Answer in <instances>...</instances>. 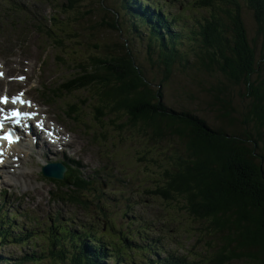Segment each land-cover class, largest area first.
<instances>
[{
  "label": "trees",
  "instance_id": "obj_1",
  "mask_svg": "<svg viewBox=\"0 0 264 264\" xmlns=\"http://www.w3.org/2000/svg\"><path fill=\"white\" fill-rule=\"evenodd\" d=\"M38 2L0 0V39L9 35L15 36L13 41H20L23 36L30 37L32 31L37 35L48 33L53 47L65 49L60 43L63 36L55 33L61 30L62 22L58 24L55 15L48 26L49 19H41ZM65 2L75 10L86 0ZM175 5L164 0H114L113 7L122 13V22L104 18V25L107 29H122L123 34L130 33L144 45L150 68L138 64L129 51L123 55L88 54L83 62L79 61L82 74L66 89L69 93L89 92L93 120L101 128L120 134L130 132L157 147L167 141L180 145L178 152L164 149L166 155L160 160L143 152L148 162L160 165L165 182L154 191L144 188V192L153 203H162L157 196L164 200L184 198L186 214L206 223L217 240L206 264H232L237 260L264 264V50L259 59L242 19L245 6L254 12L258 25L264 26V0H198L190 14L181 12L177 16L171 11ZM89 11L92 13L91 8L79 13L90 15ZM177 68L219 78L222 94L230 90L241 102L230 106L208 91L214 98L210 109L219 114L213 123L198 109L169 106L164 89ZM102 131L112 138L113 132ZM65 164L66 178L56 182L60 187L75 188L67 200L80 207L76 213L84 214L89 221L75 224L58 214L33 229L18 220L26 218L23 210L12 217L5 210L10 220L3 216L7 202L4 196L0 243L32 245L30 250L6 259V264H106V257L118 264H195L188 251L172 253L164 238L155 236L169 225L165 220H149L134 213V205L129 204L133 216L124 213L121 218L129 221L119 222L118 204L107 206L109 194L98 193L94 180L82 179L81 161L66 157ZM138 166L134 165L136 173ZM85 190L94 192L96 202L87 199ZM168 215L176 218L170 210ZM13 229L28 235H14ZM201 234L205 240L206 234Z\"/></svg>",
  "mask_w": 264,
  "mask_h": 264
},
{
  "label": "rangeland",
  "instance_id": "obj_2",
  "mask_svg": "<svg viewBox=\"0 0 264 264\" xmlns=\"http://www.w3.org/2000/svg\"><path fill=\"white\" fill-rule=\"evenodd\" d=\"M38 1L41 19L44 17L46 20L49 19L48 26L51 25L50 19L55 15L58 18V24L62 22L61 30H56L55 33L63 36L60 43L65 46V49L53 47V42L50 41L51 35L48 33L37 35L32 31L30 37L23 36L20 41H13L15 36L9 35L1 38L0 94L5 91L26 92L28 97L36 102L41 111V118L45 117L47 125L53 132L56 133L59 130L63 133L58 141L59 152L56 150L47 152V147L41 150L46 163L60 162L65 154L73 158L80 157L83 166L80 171L82 179L89 182L94 180V187L98 189V193L104 191L109 194L110 200L107 204L110 208L118 204L119 222L129 221L125 217L121 218V215L127 213L132 216L133 212L128 209V205L133 204L134 213L155 222L160 218L169 224L162 233L154 234L164 238L170 252L185 254L188 251L195 264H206L209 254L214 253L213 250L216 249L212 248L213 244L217 243L213 232L205 227L206 223L193 220L186 214L184 198L172 197L171 200H164L157 196L162 203H153L151 197L144 192V188H151L154 191L157 186L165 185V182L160 165L155 161L148 162L143 152H148V155L152 153L156 160H160L166 155L164 149L171 148L178 152L180 145L177 142L167 141L157 147L150 142L146 144V140L133 136L130 132L120 134L117 131L101 128L102 126L93 120L95 112L90 103L89 92L87 90H72V93L67 91L69 89L67 84L82 74V63L79 65V61L83 62L88 54L123 55L129 51L134 55L135 61L138 64H144L148 70L150 56L146 47L134 39L130 33L123 34L122 29H107L104 25V18L122 22V13L118 14L113 7L114 0H86L80 8L75 10H70L65 0ZM164 1L170 6L176 3L171 9L176 16L181 12L190 14L189 12L194 9L193 3L198 4V0H187L186 5L183 3L184 0ZM90 8L92 10V13L89 11L90 15L79 13L81 11L87 13ZM102 8H104L103 13ZM242 19L248 30L250 42L256 47L258 57L261 59L264 50V26L258 25L254 12L245 6L242 8ZM261 29L263 32H260ZM172 76L170 83L164 89L166 103L178 110L187 108L196 111L198 109L211 123L217 121L215 118L219 114L210 109L214 98L208 91H212L215 96H219L230 106L235 102H241L229 88V91L222 94L223 91L218 89V86L222 88L221 80L203 71L189 72V70L177 68ZM19 77L23 78L20 82L17 81ZM230 95L234 97L233 102ZM76 112L78 119L75 118ZM102 130L108 131L109 134L113 132L112 138L105 135ZM32 133L30 136L35 140L38 134L34 131ZM118 137L123 139L119 140ZM103 150L104 155L101 154ZM24 155L25 157L16 164L18 170L23 163L17 173H11L14 168L12 165L6 166L4 173L0 174V207L5 205L4 196L7 198L2 214H6V210L12 217L13 214L23 210L27 216L25 219L19 217L18 220L25 225H31L33 229H38L41 223L51 218L55 219L58 214H61L62 218L74 220L75 224L78 221H89L84 214L76 213L81 211L80 207L67 200L70 199L68 196L72 195L75 188L71 185L60 187L58 182L44 178L40 174L45 165L41 162L40 154L34 151L30 156ZM144 157L145 159L142 160ZM16 159L17 157L11 161ZM135 164L139 165L138 173L134 169ZM143 172H146L148 176ZM83 194L90 201L96 202L93 191L85 190ZM173 207L177 210L172 209ZM169 210L176 218L168 215ZM36 219L40 222L36 223ZM202 231L206 234L205 240L202 237ZM12 233L28 235L25 231L15 229ZM43 245L41 241V248L45 246ZM29 248H32V245L15 247L13 243L5 245L0 243L1 264H6V259L15 258L22 252L30 250ZM137 260L136 257L134 261L137 262ZM104 262L118 264L114 259L107 257ZM232 264L248 263L237 260Z\"/></svg>",
  "mask_w": 264,
  "mask_h": 264
},
{
  "label": "bare ground",
  "instance_id": "obj_3",
  "mask_svg": "<svg viewBox=\"0 0 264 264\" xmlns=\"http://www.w3.org/2000/svg\"><path fill=\"white\" fill-rule=\"evenodd\" d=\"M0 107H2V105L0 104ZM76 119H78L77 117H75ZM19 128H21V125L20 126H18V129ZM58 130V129H57ZM16 134H17V136H18V138L19 137H21L20 138V142L19 143H17V144H12V145H9V148L7 149L9 152H10V154H13L14 152H16V151H18L19 150V152H21L23 155L24 154H26V155H30L31 153H29V152H31V151H35V152H38L36 149H38V147L39 146H36V149H34L33 148V144L32 143H30V142H28L26 139H28L29 137H26V134L25 133H23L22 135L18 132V130H16ZM56 135H57V137H62L63 136V133L62 132H60L59 130L57 131V133H56ZM26 138V139H25ZM47 152H49V151H47ZM56 153V152H55ZM36 154H39V153H36ZM40 157V159H42L41 160V162H43V163H46V160H45V158L43 157V156H39ZM60 157V156H59ZM22 166H23V163H22ZM5 169V167H3V170ZM124 185V184H123ZM125 187V186H124ZM120 188H122V187H120ZM101 197V196H100ZM108 200V199H107ZM64 205V204H63ZM62 210V209H61ZM66 210V209H65ZM68 213V212H67ZM74 213V212H73ZM78 214H80V213H78ZM71 215V214H70ZM133 216V215H132ZM135 216V215H134Z\"/></svg>",
  "mask_w": 264,
  "mask_h": 264
},
{
  "label": "water",
  "instance_id": "obj_4",
  "mask_svg": "<svg viewBox=\"0 0 264 264\" xmlns=\"http://www.w3.org/2000/svg\"><path fill=\"white\" fill-rule=\"evenodd\" d=\"M66 172L67 168L62 163L46 164L43 167V174L47 178L64 180Z\"/></svg>",
  "mask_w": 264,
  "mask_h": 264
},
{
  "label": "snow or ice",
  "instance_id": "obj_5",
  "mask_svg": "<svg viewBox=\"0 0 264 264\" xmlns=\"http://www.w3.org/2000/svg\"><path fill=\"white\" fill-rule=\"evenodd\" d=\"M4 99H5V102H7V98L5 97ZM13 102L15 103L17 101L14 100ZM19 102H23V101H19ZM14 115L19 116V115H21V113H19L17 111V112H14ZM25 115H27V114H25ZM17 122H19V121H17ZM2 126H3L2 123H0V127H2ZM5 139H8V137H5Z\"/></svg>",
  "mask_w": 264,
  "mask_h": 264
}]
</instances>
